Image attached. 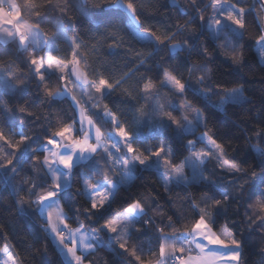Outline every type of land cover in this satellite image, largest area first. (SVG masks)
I'll return each mask as SVG.
<instances>
[{"label":"snow or ice","instance_id":"1","mask_svg":"<svg viewBox=\"0 0 264 264\" xmlns=\"http://www.w3.org/2000/svg\"><path fill=\"white\" fill-rule=\"evenodd\" d=\"M192 2L194 4L195 0ZM257 2L260 3V12L264 13V0H257ZM69 3L70 0H0V44L16 43L18 52H28L29 58L25 63L31 70V76L36 80L37 88L43 86V96L51 101L70 98L76 110V115L71 118L72 123L64 124L58 131L42 140L39 148L30 147L28 142L31 138L23 131L14 133L19 135V141L13 144L0 129V142H3L0 143V181L6 187H14L13 180L18 175L17 166L19 169L23 168V159L37 151L46 153L42 164L45 166L47 178L52 181L51 190L36 195L31 203L37 205L40 216L46 220L43 231L52 236L60 246L63 264H84L86 259L84 254L95 251L97 247L106 246L97 235L85 229L83 223L74 229L71 228L66 222L70 218L69 214L60 203L61 193L71 188L75 170L82 164H87L90 170L98 171L104 177L103 180L93 183L86 172L80 173L83 179V195L90 201V212L86 211L85 215L95 213L101 218L111 209L119 190L129 186L137 178L138 172L155 171L163 179L165 191H168L172 184L179 186L207 181L220 193L223 200L213 199L207 194L203 195L200 203L190 200L195 218L180 229L173 226L172 218L169 217L167 227L171 229L170 232H165L164 228L155 230L159 242L158 251L152 252L151 242L149 243L148 251L154 259L142 260L141 256L136 254L137 249L134 247L131 251V256L135 258L134 264L137 262L138 264H243L244 242L237 239V234L229 231L227 225L219 231H216L214 227L217 224V215L226 211L225 202L234 197L222 183L208 180L203 172L211 160H215L219 169L230 176L240 174L248 176V172L226 158L224 145L218 143L214 135L209 134L208 131L201 133L195 141L187 140L185 143L184 137L189 134L194 135L198 128L208 127V117L204 111L194 107L186 99L185 93L189 89L195 96L201 97L206 103H211L214 111L223 113L227 111L229 105L250 103L245 95L244 87L221 88L219 85L192 87L193 72L197 68L203 69L206 73L195 78L197 85H204L206 80H211L212 69L207 63L193 61L189 65L188 83L182 82L176 74L179 68L173 70L164 68L159 85L151 78L143 84L140 94L145 104L135 109L139 117L135 118V129L130 130L107 104L103 105L102 109L100 105L101 100L122 88L128 74L110 83L100 73L95 63H89L88 57L96 51V48L93 47L88 54H85L80 49L87 45L79 33L71 38L67 36V31L73 27V22L68 17ZM171 3L179 7L178 0H171ZM210 3L213 9L207 25L210 39L218 42V48L225 50L224 59L230 60L235 65L242 64L243 52L238 50V44L233 40L237 42L243 40L246 11H254V8L246 10L244 7L229 3V0H210ZM75 5L85 15L90 12L122 10L126 13V27L137 40L152 45L153 53H157L162 46H167L170 53L187 51L189 56L185 60L194 53L205 59L212 57L208 47L199 41V36L203 34L205 19L202 14L199 15L202 22L201 30L191 29L190 22L177 25L179 30L190 32L193 43L189 44L187 41L174 42L175 34L161 37L151 29L146 32L141 31L143 22L140 17L143 14V6L134 4L133 0H109L108 3L93 4L91 7H89V0H75ZM180 10L182 13L185 12L183 8ZM54 12L68 18L69 26L66 28L62 21H57V34L49 38L41 30V23ZM108 26L115 28L117 24L109 19ZM221 37L223 42H220ZM108 38L115 40V34L110 33ZM58 39L67 41L72 49L70 59L53 55V52L59 51L56 44ZM256 44L257 51L264 56V35L257 38ZM45 49H47L45 56L32 55L33 52H42ZM228 49L231 51H227ZM153 53H149L146 58H151ZM137 57H140L139 53ZM146 58L140 59L141 65L145 63ZM5 70L4 66L0 65V93L27 94L30 88L29 81L17 82V75L14 72L5 75ZM89 73L98 76V80L90 79ZM53 76L63 82L62 86L55 90L47 86ZM73 82L80 91L81 99L86 98L88 107L81 103V99H77L73 88L69 87V84ZM162 89H167L173 98H182L180 103L173 102V99L162 102ZM123 92L130 102L135 101L136 97L131 92L127 89H123ZM217 94L219 99L212 102L211 97ZM97 109L99 111H96ZM25 110L24 107L18 109L20 113H24ZM89 111H93L104 123H110L112 129L103 131L97 126L92 116L88 115ZM175 111L181 113L179 118L174 115ZM0 112L7 115L13 112V109L0 100ZM8 118L11 120V116ZM21 127H23L22 124ZM77 131L82 133V138L74 137L73 134ZM149 137L153 139L160 137L158 146L147 143L143 149L139 146L134 147L137 141H148ZM255 137L257 140H264V131L258 129ZM169 140L179 141L188 150V156L179 165L173 163L174 150L172 144L168 143ZM197 142L204 143L205 147L197 149ZM20 145H24V148L19 153L11 152L13 158H7V149H19ZM251 149L259 158L256 166L261 171L251 172L248 180L238 185V188L243 189L245 185H250L251 190L261 191L262 196L256 199L255 205H249V208L257 213L256 219L251 220L250 224H256L258 221L260 225H264V147L251 145ZM145 153L148 154L145 155ZM185 164L192 169L191 179L184 174ZM28 182V180L21 181V183ZM229 182L236 183L235 180ZM39 186L37 183H32L29 192H34ZM249 199H251V191ZM24 203L23 199L18 201L21 206ZM147 207L141 199L133 200L123 212H117L113 219L106 221L102 230L109 234H116L115 242L119 244L120 249L127 251L128 238L133 231H140L136 228V223L141 217L147 215ZM70 210L79 212V209ZM213 210L216 215L210 214ZM148 223L149 221H144L145 230ZM139 250L143 251V248ZM78 251L83 254H78ZM0 253L6 257L3 264H9V262L18 264L7 245L0 249ZM261 254L264 255V252Z\"/></svg>","mask_w":264,"mask_h":264},{"label":"trees","instance_id":"2","mask_svg":"<svg viewBox=\"0 0 264 264\" xmlns=\"http://www.w3.org/2000/svg\"><path fill=\"white\" fill-rule=\"evenodd\" d=\"M109 0H89V7L93 4L108 3ZM138 6H143V14L141 20L143 27L141 31L151 29L156 35L163 37L164 35L175 34V41L184 43L187 41L192 44L189 31L179 30L177 25H183L190 22V28L193 30H201L202 22L199 15L204 16L203 34L199 36V41L208 47L212 52V57L191 55L187 51L179 53H170L167 46H162L157 53H153V46L142 43L137 40L131 31L126 27V13L122 10H113L111 12H90L87 15L82 13L75 5V0H70L68 17L73 22V27L67 31V36L79 33L87 47L80 49L81 52L88 54L90 49L96 48L94 53L88 57L89 63H95L100 73L109 80L114 82L125 74H128L121 89H117L112 95L101 100V109L103 105L108 107L117 114L119 119L130 130L136 127L135 118L139 117V113L135 111L145 101L141 99L140 90L148 78L159 85L163 78L162 70L169 68H179L176 72L182 82L188 83V68L193 61L207 63L212 69L211 80H206L204 85L196 84V77L205 74L203 69L197 68L193 72L191 81L192 87H210L219 85L221 88H232L243 86L245 95L250 103H241L229 105L226 112H216L212 108L211 103H206L201 97L195 96L189 89L185 93V97L196 108L204 111L208 117V127L198 128L195 134H189L184 137L187 140H197L201 133L208 131L214 135L218 143L224 145L226 158L237 164L239 167L246 169L248 176L240 174L239 176H230L219 169L217 162L211 160L207 163L203 175L210 181L222 183L229 189L230 195L234 197L225 202L226 209L223 214L217 215V224L214 226L217 231L221 227L227 225L229 231L235 232L236 238L242 240L243 243V264H264V225L250 224L251 220L256 219L257 213L249 208V205H255L257 198H261V191L251 190L250 185H245L243 189H239L238 185L244 184L251 172H260L257 167L258 157L252 152L251 145L264 147V140H257L256 131H264V64L259 60L255 48L256 40L260 35H264V19L263 13L260 12L257 0H229V3L244 7L246 10L254 8V11H246L245 30L242 41H235L238 44V50L243 52L244 60L240 65L233 64L230 60L223 57L225 50L218 48L217 43L210 39L207 31L208 18L211 16L210 0H178L179 7L172 5L171 0H133ZM181 8L185 12H181ZM199 10V11H198ZM195 17V18H194ZM109 19L116 22L117 27L108 26ZM57 21H62L66 28L69 26V19L54 12L41 23V30L49 37L57 34ZM35 22V21H33ZM110 33L115 34V40L108 38ZM223 42V37L221 41ZM56 44L59 51L53 52V55L70 59L72 49L67 41L58 39ZM115 45L114 47H109ZM199 51V48H197ZM227 51H231L228 49ZM32 53L34 56H42V52L36 51ZM140 57H137V54ZM149 53H153L151 58ZM29 58L28 52H18L16 43L0 44V65L4 66L5 75L14 72L19 80H27L30 88L27 94L20 93H0V100H3L13 112L5 114L0 112V129L3 130L5 137L11 140L13 144L19 141V135L14 133H23L30 137L28 142L31 148H39L42 140L51 136L58 131L64 124H71L75 115V109L68 98L51 101L46 99L42 93V87L39 89L36 80L31 76V70L25 63ZM146 58L145 63L141 65L140 59ZM47 75V74H46ZM90 79H97L98 76L89 73ZM62 81L53 76L48 81L47 86L53 90L60 88ZM123 89H127L136 97L135 101H129L124 95ZM162 102L166 99H173L167 89L161 90ZM182 99V98H181ZM219 99V95H213L211 101L215 102ZM24 107V113H20L18 109ZM170 110V109H166ZM96 111H99L97 109ZM96 122L97 126L103 131L112 129V125L104 123L98 119L93 111L88 112ZM178 111L175 115L178 118ZM11 116V120H9ZM21 124L23 127H21ZM160 137L151 138L148 141H137L134 147L139 146L141 149L151 143L158 146ZM3 143V142H0ZM168 143L172 144L174 150L173 163L179 165L181 161L188 156L187 148L183 147L179 141ZM205 144L196 143V148H204ZM24 148L20 145L19 149H7L8 157L11 152L19 153ZM148 153H145L147 155ZM44 157L43 151H37L23 159V168L19 169L18 175L13 180L12 186H4L0 181V249L6 245L14 254L18 264H63V260L53 244L48 234L43 231L44 222L39 216L37 205L31 203L35 200L36 195L51 190V179L47 178L45 166L42 164ZM86 172L90 181L95 179L103 180V175L94 170H90L87 164H82L75 170L74 182L70 189L61 193L60 203L69 214L67 224L73 228L83 223L85 229L93 232L103 240L106 246H100L86 255L84 263L87 264H134V257L131 251L135 247L136 254L141 256L142 260L154 259L148 251L151 242L152 252H157L159 242L155 235L157 228H164L165 232H170L167 227L168 218L171 217L173 226L182 229L186 223L195 218V213L191 209L190 200L200 203L204 194L212 196L213 199L223 200L220 193L211 187L207 181H197L188 185L169 186V190L165 191V185L155 171L138 172L137 178L127 187H122L112 204L111 209L102 218L95 213L85 215L90 212V203L83 195L81 188L80 173ZM184 174L192 178V169L185 164ZM10 175V173H8ZM28 180V183H21ZM235 180L236 183H230ZM32 183L40 186L30 193L29 188ZM251 191V199H249ZM23 199V206L18 201ZM141 199L147 207V215L140 218L136 223L139 232L133 231L126 245L127 251L120 249L111 243L105 231L102 230L106 221L112 219L117 212H122L133 200ZM203 206V204H201ZM70 209H79V212ZM210 214L216 215L215 210ZM153 218L150 220L149 218ZM144 221H149L147 230H145ZM42 226V227H40ZM143 251H140V248ZM6 259L3 253H0V264ZM11 264V262H9ZM138 264V262H137Z\"/></svg>","mask_w":264,"mask_h":264},{"label":"rangeland","instance_id":"3","mask_svg":"<svg viewBox=\"0 0 264 264\" xmlns=\"http://www.w3.org/2000/svg\"><path fill=\"white\" fill-rule=\"evenodd\" d=\"M258 5H259V9H260V3L258 2ZM212 11H213V9H212V7H211V15H212ZM263 17H264V13H263ZM208 23H209V21H208ZM208 23H207V25H208ZM264 23V22H263ZM264 26V25H263ZM132 33V32H131ZM133 34V33H132ZM134 36V35H133ZM255 51H256V54H257V56H258V58H259V60H261V61H263L264 60V56H261V54L257 51V46H256V48H255ZM46 53H47V49H45L44 50V54L46 55ZM35 54L37 55V53L35 52ZM62 84H63V82H62ZM62 84H61V86H62ZM60 86V87H61ZM69 87L70 88H73V90H74V94L77 96V99H81V97H80V91H79V89H77L76 88V85H75V83H71V84H69ZM68 100L70 101V103L73 105V107H74V109H75V106H74V104H73V102L71 101V99L70 98H68ZM180 101H181V98H176V100H175V103H180ZM101 102V101H100ZM81 103L85 106V107H88V104L86 103V98L85 99H81ZM75 112H76V110H75ZM179 112V111H178ZM88 115H89V113H88ZM174 115H175V112H174ZM176 116V115H175ZM181 116V113L179 112L178 113V118ZM184 167H185V165H184ZM117 171H119V169H117ZM183 171H184V168H183ZM163 180V179H162ZM95 181V180H94ZM164 182V181H163ZM81 187L83 188V179H82V177H81ZM74 229V228H73ZM115 235L116 234H111V236H112V238H110L111 240H113L114 239V237H115ZM109 239V238H108ZM115 240V239H114Z\"/></svg>","mask_w":264,"mask_h":264},{"label":"crops","instance_id":"4","mask_svg":"<svg viewBox=\"0 0 264 264\" xmlns=\"http://www.w3.org/2000/svg\"><path fill=\"white\" fill-rule=\"evenodd\" d=\"M5 7H7V4H5ZM257 46V45H256ZM42 56H45V54H44V51H42ZM261 61V60H260ZM261 63H263L264 64V60L263 61H261ZM73 83H75V82H73ZM72 83V84H73ZM74 137L75 138H82V133H80V132H74ZM92 142H94V141H92ZM44 155H46V153L44 152ZM98 179H95V181L93 180V181H91V182H93V183H95L96 181H97ZM52 182V181H51ZM82 188V187H81ZM82 191H83V188H82ZM86 198V197H85ZM87 199V198H86ZM88 200V199H87ZM89 201V200H88ZM89 203H90V201H89ZM123 212V211H122ZM39 216H40V213H39ZM115 217V216H114ZM113 217V218H114ZM40 218L42 219V221L44 222V227H46V220L44 219V218H42L41 216H40ZM112 218V219H113ZM111 220V219H110ZM76 227H78V226H76ZM76 227H73V228H76ZM222 228V227H221ZM217 231H219V229L217 230ZM106 232V231H105ZM48 234V233H47ZM106 234H107V237L109 238V240L111 241V243H113V244H115L116 246H118L119 247V244L118 243H116L115 242V240L113 239V240H111L110 239V237L112 238V236H111V234H109V233H107L106 232ZM48 237H49V239H50V241H51V243L53 244V246L55 247V249L57 250V252L59 253V255L61 256V258H62V260H63V254H62V252L60 251V246L58 245V243L56 242V241H54L53 240V238H52V236H50L49 234H48ZM100 240L103 242V240L100 238ZM121 242H124L123 240H121ZM78 254H83V253H81V252H79L78 251ZM85 255V254H84ZM84 264H87V263H84Z\"/></svg>","mask_w":264,"mask_h":264},{"label":"built area","instance_id":"5","mask_svg":"<svg viewBox=\"0 0 264 264\" xmlns=\"http://www.w3.org/2000/svg\"><path fill=\"white\" fill-rule=\"evenodd\" d=\"M40 227H42V226H40Z\"/></svg>","mask_w":264,"mask_h":264}]
</instances>
